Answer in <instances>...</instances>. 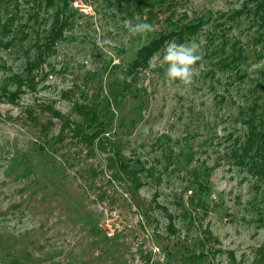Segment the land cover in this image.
Returning <instances> with one entry per match:
<instances>
[{"label":"rangeland","instance_id":"374dc122","mask_svg":"<svg viewBox=\"0 0 264 264\" xmlns=\"http://www.w3.org/2000/svg\"><path fill=\"white\" fill-rule=\"evenodd\" d=\"M162 1L0 0V264H264V182L239 160L255 2ZM175 27L195 83L167 86L164 50L127 77Z\"/></svg>","mask_w":264,"mask_h":264},{"label":"trees","instance_id":"16d2710c","mask_svg":"<svg viewBox=\"0 0 264 264\" xmlns=\"http://www.w3.org/2000/svg\"><path fill=\"white\" fill-rule=\"evenodd\" d=\"M255 2V9H249V12L259 18V27L262 31L258 35L257 44L255 45L257 50L256 56L259 59L264 57V0H250ZM162 2H165L163 0ZM172 27V26H171ZM195 25L189 26V31L193 29ZM186 31L181 30L179 32L177 27L171 28L169 31L160 30L158 35L150 40L146 45L138 50L134 61L130 64L129 69H127V77H131L140 73V71L146 70L150 66V62L156 57L161 51L164 50L168 41L172 38L177 40V37H181ZM258 45L262 46V50L258 48ZM242 61L244 60V53L240 51L238 57ZM244 74H240L239 78H244ZM258 85L255 86V92L257 96L254 99H249L250 106L248 110L242 115H245V123L251 127L252 132L248 140L243 146L244 154L239 156L240 163L242 165H251L255 174L258 173V178L264 182V79H260ZM259 119V121H258ZM87 137L97 136L95 133L90 134L89 132L83 133Z\"/></svg>","mask_w":264,"mask_h":264},{"label":"clouds","instance_id":"9594fccd","mask_svg":"<svg viewBox=\"0 0 264 264\" xmlns=\"http://www.w3.org/2000/svg\"><path fill=\"white\" fill-rule=\"evenodd\" d=\"M124 27L131 35L142 38H146L157 30L156 26L152 23H133L131 19L124 21ZM106 43L107 41L97 39V44L101 47L102 51ZM202 59V46L195 38L180 43L176 40L169 41L164 48L162 57V65H167L165 69L167 86L171 88L177 82L187 87L192 86L198 75L196 66ZM149 131L148 127L143 129L145 135H148Z\"/></svg>","mask_w":264,"mask_h":264}]
</instances>
